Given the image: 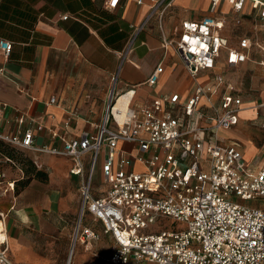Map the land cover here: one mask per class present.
Listing matches in <instances>:
<instances>
[{
    "label": "crops",
    "instance_id": "crops-1",
    "mask_svg": "<svg viewBox=\"0 0 264 264\" xmlns=\"http://www.w3.org/2000/svg\"><path fill=\"white\" fill-rule=\"evenodd\" d=\"M107 1L0 0V39L12 43L9 54L0 48V133L23 134L30 129L33 145L39 149L28 152L38 168L47 174L45 181L30 180L18 194L5 183L0 188V209L8 213L7 221L4 217L7 255L14 264H51L57 249L64 253L61 242H67L69 237V259L75 252V264L98 263L109 253L110 250H102V242L108 240L106 244H110L111 249L112 238L103 232L101 222L88 211L80 218V183L90 168V154L81 157V176L70 173L72 161L68 156L48 150L62 149L65 141L77 138L82 131L95 133L110 96L113 95L117 102L118 96H127L124 92L132 90L127 104L140 108L153 98L177 93L178 101L166 107L178 114L196 83L207 82L214 72H221L235 85L234 70L239 65L253 62L264 66L260 63L264 53L253 59L257 49L254 41L245 61L227 66L222 54L214 70H201L192 77L176 50L173 47L164 49L161 45L156 18L145 24L131 49L125 51L133 25L143 21L155 0H119L113 7L108 6ZM210 3V0H174L162 22L164 34L175 37L182 20L211 14ZM64 13L69 16L61 18ZM214 13L225 17L221 33L232 46H236L243 35L252 38L243 31L245 23H264L255 20L254 11L247 6L241 15L234 12L229 0H220ZM240 16L239 24L235 23ZM229 30L235 33L230 35ZM261 49L264 51V47ZM158 64L161 66L158 80L148 85L146 80ZM234 94L242 102L238 120L230 127L219 128L217 140L237 141L247 163L253 167L262 166L264 137L258 135L257 140L252 141L246 136L244 144L228 131L264 133L261 124L264 122V98L245 103L235 86ZM51 97L55 98L54 102H50ZM205 109L207 115L192 116L201 125L210 123V109ZM245 111L248 115H242ZM241 123L244 126H238ZM125 145L123 141L118 142V147ZM249 149L260 154L250 156ZM105 152L103 147L93 170L92 193L95 196L101 195L106 187L101 173ZM79 218L80 226H90L99 237L86 242L78 239L74 232Z\"/></svg>",
    "mask_w": 264,
    "mask_h": 264
},
{
    "label": "built area",
    "instance_id": "built-area-1",
    "mask_svg": "<svg viewBox=\"0 0 264 264\" xmlns=\"http://www.w3.org/2000/svg\"><path fill=\"white\" fill-rule=\"evenodd\" d=\"M118 1L108 0L107 5L116 6ZM210 1L211 14L182 20L172 37L164 34L162 22L174 0H155L143 21L133 25L125 51L145 24L156 18L161 45L176 50L192 77L201 70H214L222 54L227 66L245 61L254 41L243 35L236 46L230 45L221 33L225 17L214 13L220 0ZM229 2L234 12L241 15L247 6L255 20L264 22V0ZM11 46L10 41L0 39L5 54ZM260 63L264 64V57ZM160 71L158 64L146 83L154 85ZM132 92L124 94L131 93V97ZM178 95L153 98L140 108L127 104L115 111L112 95L95 133L82 131L65 141L62 149L48 150L68 156L70 173L81 176V157L90 154V168L80 183V218L88 211L112 238L109 253L94 264H264V165L250 166L237 141L220 142L216 135L219 128L236 124L241 98L221 72L196 83L182 111L175 114L166 105L176 103ZM54 101L51 97L50 102ZM206 107L210 123L201 125L192 116L207 115ZM0 137L26 151L39 149L33 145L30 129L23 134L0 133ZM119 141L127 145L118 147ZM103 147L101 173L106 187L95 196L93 170ZM4 177L0 169V188ZM6 185L13 191L14 179ZM80 218L74 235L83 242L98 238L90 226H80ZM160 218L169 219L171 225L154 229ZM0 233L5 235L0 237V264H14L7 255L2 212Z\"/></svg>",
    "mask_w": 264,
    "mask_h": 264
},
{
    "label": "rangeland",
    "instance_id": "rangeland-1",
    "mask_svg": "<svg viewBox=\"0 0 264 264\" xmlns=\"http://www.w3.org/2000/svg\"><path fill=\"white\" fill-rule=\"evenodd\" d=\"M243 31H246L250 35H252L253 41L256 42L257 49H255L253 53V59H257L260 57L262 51L261 47H264V23H251L247 22L244 25ZM233 32V33H232ZM235 31L229 30L228 34L233 35ZM223 53V51H222ZM234 82H235V87L239 90V93L245 103L251 104V102L257 100L259 97L264 98V66L259 65L257 63L253 62H247L239 65L237 68L234 70ZM242 115H248V112H243ZM238 126H244L242 123L239 124ZM230 132V135L235 136L236 138H239L240 141L242 140L243 143H247V137H249L252 141L257 140V136L261 135L264 137V133H260L257 130H250L247 132V130H234V131H228ZM250 133V135H249ZM247 136V137H246ZM0 140L5 144L6 147H8V142L5 141L0 137ZM129 146H127L128 148ZM129 149V148H128ZM250 156H256L260 154L257 150L249 149L248 152ZM29 158H33V155H31L28 152L27 155ZM0 169L5 172V177L3 179L4 183L8 181L9 177L10 179L18 180L21 178V171L17 169L16 167H12L11 165L8 164L7 161H1L0 163ZM6 187V186H5ZM19 187V185H18ZM20 188V187H19ZM16 194V193H14ZM1 195V194H0ZM1 198V197H0ZM4 198V197H2ZM1 210V209H0ZM3 211V215L6 218L5 220L7 221L8 219V213L7 210H1ZM73 221L70 223L71 224V231L73 227ZM173 224V223H172ZM7 225V224H6ZM171 225L169 219L167 218H160L158 222L155 224L154 229H163L167 228ZM102 234V232H101ZM105 241V242H104ZM108 240H103L102 244L104 249L103 251H109L110 250V244H106ZM104 243L106 245H104ZM101 244V243H100ZM65 247V251L62 254L61 249H57L54 252V255L52 257V263L51 264H67L69 259V250L71 248V237H69L67 242L62 243ZM60 246V244H59ZM98 250L101 248L97 247ZM76 251V250H75ZM81 251V250H80ZM61 259V261H59ZM75 252L71 257L70 264H75Z\"/></svg>",
    "mask_w": 264,
    "mask_h": 264
},
{
    "label": "trees",
    "instance_id": "trees-1",
    "mask_svg": "<svg viewBox=\"0 0 264 264\" xmlns=\"http://www.w3.org/2000/svg\"><path fill=\"white\" fill-rule=\"evenodd\" d=\"M28 151L15 147L8 143V147L0 140V159H9L8 164L21 171V178L14 180L13 192L18 194L32 179L45 181L47 174L40 170L34 159L29 158ZM19 185V187H18Z\"/></svg>",
    "mask_w": 264,
    "mask_h": 264
},
{
    "label": "bare ground",
    "instance_id": "bare-ground-1",
    "mask_svg": "<svg viewBox=\"0 0 264 264\" xmlns=\"http://www.w3.org/2000/svg\"><path fill=\"white\" fill-rule=\"evenodd\" d=\"M128 96V99H130V95L131 93H128L126 94ZM127 96H124V95H120L118 96L117 98V102H116V98H115V104H114V107H113V110L115 111L117 108H120V109H124L126 107V104H127ZM0 237H5V235L3 233H0ZM70 264V263H69Z\"/></svg>",
    "mask_w": 264,
    "mask_h": 264
}]
</instances>
